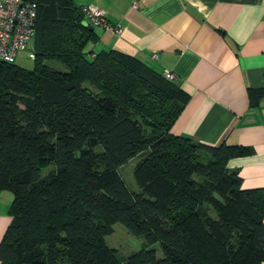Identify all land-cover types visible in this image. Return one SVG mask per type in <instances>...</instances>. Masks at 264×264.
Segmentation results:
<instances>
[{
    "label": "trees",
    "instance_id": "obj_1",
    "mask_svg": "<svg viewBox=\"0 0 264 264\" xmlns=\"http://www.w3.org/2000/svg\"><path fill=\"white\" fill-rule=\"evenodd\" d=\"M31 2V68L0 61V192L11 194L0 264H261L264 188L241 189L225 167L250 149L172 135L188 101L178 84L133 56L93 53L71 0ZM261 95L249 90V107ZM141 152L132 192L118 168ZM115 223L161 257L118 259L104 241Z\"/></svg>",
    "mask_w": 264,
    "mask_h": 264
},
{
    "label": "crops",
    "instance_id": "obj_2",
    "mask_svg": "<svg viewBox=\"0 0 264 264\" xmlns=\"http://www.w3.org/2000/svg\"><path fill=\"white\" fill-rule=\"evenodd\" d=\"M71 1L98 7L108 24L121 27L118 36L93 28V53L116 50L173 75L188 101L172 135L213 148L247 147L250 155L225 167L237 173L241 189L264 188V0ZM249 90L262 92L255 107ZM10 198L0 192V239Z\"/></svg>",
    "mask_w": 264,
    "mask_h": 264
},
{
    "label": "built area",
    "instance_id": "obj_3",
    "mask_svg": "<svg viewBox=\"0 0 264 264\" xmlns=\"http://www.w3.org/2000/svg\"><path fill=\"white\" fill-rule=\"evenodd\" d=\"M132 8L136 5L133 3ZM80 8L87 24L104 32L118 36L120 25H110L98 7L85 4ZM35 4L31 0H0V61L12 63L16 55L26 48L34 36ZM29 58L33 55L30 53ZM156 58V54H151ZM163 77L173 80L171 73L163 72Z\"/></svg>",
    "mask_w": 264,
    "mask_h": 264
},
{
    "label": "rangeland",
    "instance_id": "obj_4",
    "mask_svg": "<svg viewBox=\"0 0 264 264\" xmlns=\"http://www.w3.org/2000/svg\"><path fill=\"white\" fill-rule=\"evenodd\" d=\"M31 52H32V48L29 43L24 49V51L16 55L13 64L23 69H30L32 66V60L29 58L28 55ZM143 157H144V152H141L140 154H137L131 159H129L126 163H124L118 168L119 175L129 191L132 192L138 191V188L134 183L132 177V172L135 164L139 162ZM201 157H200L201 161L205 162L206 158H203L204 157L203 154H201ZM4 192L9 196H11L9 192L7 191ZM210 215L212 216V213H210ZM104 241L109 248L114 250L115 255L118 259H123L126 256L145 247L154 249L156 253V257H161V253L158 249L157 244L145 246V243L142 239L135 238L129 235L119 223H115L111 226V232L104 237Z\"/></svg>",
    "mask_w": 264,
    "mask_h": 264
},
{
    "label": "water",
    "instance_id": "obj_5",
    "mask_svg": "<svg viewBox=\"0 0 264 264\" xmlns=\"http://www.w3.org/2000/svg\"><path fill=\"white\" fill-rule=\"evenodd\" d=\"M87 24V23H86Z\"/></svg>",
    "mask_w": 264,
    "mask_h": 264
}]
</instances>
